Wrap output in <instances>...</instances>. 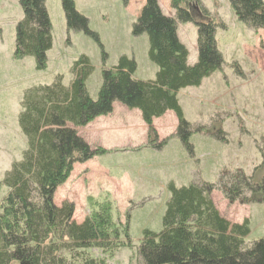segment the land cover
<instances>
[{
	"label": "trees",
	"instance_id": "trees-1",
	"mask_svg": "<svg viewBox=\"0 0 264 264\" xmlns=\"http://www.w3.org/2000/svg\"><path fill=\"white\" fill-rule=\"evenodd\" d=\"M227 1L239 22L254 33L264 31L263 0ZM169 5L174 17L164 16L157 0H145L132 25L134 37H147L148 59L157 67L153 80L133 79L136 63L121 57L116 67L102 70V83L93 101L86 89L92 67L82 56L71 68L69 85L57 76L50 85L24 91L18 127L26 148L0 183L7 191L0 201V264H112L120 249H132L130 217L126 216L123 226L115 222L108 198L89 199L90 215L81 223L73 220L72 203L58 207L53 201L75 164L108 153L100 147L91 149L74 129L108 116L114 103L140 112L153 149H161L167 140L155 144L158 136L152 121L174 113L176 136L191 150L192 126L184 119L177 95L181 90L200 87L204 79L221 70L223 59L215 36L223 27L209 18L199 0H170ZM19 6L23 16L15 27L14 58L31 57L36 68L43 70L52 47L45 0H19ZM61 6L67 33L81 31L98 42L96 34L88 30L87 20L75 10L73 0H61ZM196 8L203 20L194 17ZM186 23L194 24L197 30L198 56L192 66L187 62L186 47L177 37V25ZM260 170L256 169L252 177L240 171H222L216 184L193 182L176 187L169 183L162 229L142 231L136 264H264V238L246 244L249 221L230 224L210 198L213 191H219L230 204L263 203L264 172L256 177Z\"/></svg>",
	"mask_w": 264,
	"mask_h": 264
},
{
	"label": "rangeland",
	"instance_id": "rangeland-1",
	"mask_svg": "<svg viewBox=\"0 0 264 264\" xmlns=\"http://www.w3.org/2000/svg\"><path fill=\"white\" fill-rule=\"evenodd\" d=\"M169 1L157 3L164 16L174 17ZM73 2L98 42L81 31L67 33L61 0H45L52 47L46 54L45 69L38 70L31 57L14 58L15 27L23 16L19 0H0V183L26 148L18 127L20 102L26 89L50 85L57 76L65 86L69 85L73 79L71 68L82 56L92 67L86 89L93 101L102 83V70L116 67L121 57L136 63L133 79L146 81L155 77L157 67L148 59L147 37L131 34L145 0ZM199 2L209 18L223 27L216 30L215 36L223 65L199 88L184 89L177 95L184 119L192 126L191 150L176 136L178 121L174 113L154 121L159 132L158 135L152 126L158 136L155 144L164 140L167 143L153 149L140 113L120 103H115L108 116L75 130L91 149L102 147L109 151L75 164L66 183L56 190L53 202L58 207L64 202L72 203L76 223L90 215L89 199L101 201L104 197L112 204L115 222L123 226L127 224L126 216L130 217L132 249H120L112 264H136L142 231L162 229L169 183L176 187L193 182L216 184L222 171H240L247 177H252L256 169H261L256 177L264 172V31L254 33L239 22L227 0ZM198 9L193 15L203 20ZM177 37L188 51V64L194 65L198 56L195 25L178 24ZM197 127H201L200 131L195 130ZM6 193L0 185V201ZM210 198L219 215L230 224L249 221L246 244L264 238V202L230 204L219 191H213Z\"/></svg>",
	"mask_w": 264,
	"mask_h": 264
},
{
	"label": "crops",
	"instance_id": "crops-1",
	"mask_svg": "<svg viewBox=\"0 0 264 264\" xmlns=\"http://www.w3.org/2000/svg\"><path fill=\"white\" fill-rule=\"evenodd\" d=\"M149 80H150V79H149ZM201 85H202V83H201ZM201 85H200V86H201ZM198 88H199V87H198ZM188 89H190V88H188ZM114 105H115V103L113 104V109H114ZM136 111H137V110H136ZM112 112H113V110H112ZM138 112H139V111H138ZM139 113H140V112H139ZM170 113H171V112H167L164 116H166V115H168V114H170ZM140 115H141V114H140ZM164 116H162V117H164ZM162 117H161V118H162ZM161 118H158V119H161ZM97 119H98V118H97ZM97 119H96V120H97ZM141 120H142V119H141ZM156 120H157V119H154V120L152 121V126H153V127L155 128V130L157 131V130H158L157 127L154 126V121H156ZM94 121H95V120H94ZM94 121H93V122H94ZM93 122H92V123H93ZM142 123H143V121H142ZM143 124H144V123H143ZM146 127H147V126H146ZM76 129H77V131H79V130L82 129V128H79V129L76 128ZM76 129H74V130H76ZM157 133H158V135H159V132H158V131H157ZM101 148H102V147H101ZM103 149H104V148H103ZM106 150L109 151L108 149H106Z\"/></svg>",
	"mask_w": 264,
	"mask_h": 264
}]
</instances>
